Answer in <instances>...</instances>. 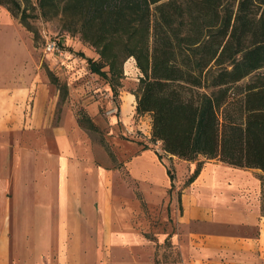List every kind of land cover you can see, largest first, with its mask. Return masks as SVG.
Masks as SVG:
<instances>
[{
	"label": "crops",
	"instance_id": "0c3cea01",
	"mask_svg": "<svg viewBox=\"0 0 264 264\" xmlns=\"http://www.w3.org/2000/svg\"><path fill=\"white\" fill-rule=\"evenodd\" d=\"M13 18L0 5V264H156L167 241L183 264L257 261L234 258L243 238L222 231H262L261 170L206 161L188 184L198 162L140 141L123 165L100 162L66 122L52 128L57 97L30 76L33 47L7 45ZM138 118L151 139V117ZM240 190L248 194L235 199Z\"/></svg>",
	"mask_w": 264,
	"mask_h": 264
},
{
	"label": "trees",
	"instance_id": "16d2710c",
	"mask_svg": "<svg viewBox=\"0 0 264 264\" xmlns=\"http://www.w3.org/2000/svg\"><path fill=\"white\" fill-rule=\"evenodd\" d=\"M0 5L35 36L30 19L60 18L96 50L99 59H88L91 71L116 92L132 59L139 72L133 92L137 117H151L150 140L161 143L166 154L198 162L188 184L206 161L264 173V0H39L37 7L31 0H0ZM31 8L39 13L30 15ZM85 120L93 129L88 116L79 118L80 125ZM166 245L180 257L171 242Z\"/></svg>",
	"mask_w": 264,
	"mask_h": 264
},
{
	"label": "rangeland",
	"instance_id": "374dc122",
	"mask_svg": "<svg viewBox=\"0 0 264 264\" xmlns=\"http://www.w3.org/2000/svg\"><path fill=\"white\" fill-rule=\"evenodd\" d=\"M31 1L33 7H37L39 0ZM29 13L37 15L39 9L31 8ZM13 19L14 27L6 33L10 34L7 45L33 47L37 66L34 72H30V76L38 80L45 79L51 87V94L57 97L55 112L50 118L52 128L59 126L60 122H66L69 132L77 137L78 144L85 145L94 152L97 160L107 161L108 166L114 168L123 165L129 158V146L135 142L140 141L153 149L157 148L158 143L153 144L150 138L146 139L148 136L143 132L145 125L141 123V128L138 127L139 118L133 92L139 82V72L132 59L125 64L124 78L117 85L116 92L108 80L91 71L88 59L96 60L99 57L96 50L84 43L79 34L69 32L60 18L30 19L37 30L36 36L20 23L19 18ZM48 40H56L64 45V50L68 52L65 59L45 53L44 47ZM26 69H31L29 63ZM26 103L27 100H24L21 109ZM85 116L90 118L93 129L89 128L90 124L86 120L84 125H80L79 118ZM247 194L245 190H240L234 198ZM154 223L156 231L161 232L164 224L161 218ZM261 229V232L243 228L223 230L225 234L243 238L240 241L241 247L233 249L232 256L238 258V255L252 253L257 256L253 264H264V224ZM260 236L259 243L253 241ZM157 259L158 264H183L181 253L178 258L175 251L166 244L158 247ZM233 263L241 264L236 261Z\"/></svg>",
	"mask_w": 264,
	"mask_h": 264
},
{
	"label": "built area",
	"instance_id": "2783aa9c",
	"mask_svg": "<svg viewBox=\"0 0 264 264\" xmlns=\"http://www.w3.org/2000/svg\"><path fill=\"white\" fill-rule=\"evenodd\" d=\"M64 45L61 44L59 41L56 40H48L45 44V53L47 55L55 56L61 60L65 59L68 55L64 50Z\"/></svg>",
	"mask_w": 264,
	"mask_h": 264
}]
</instances>
